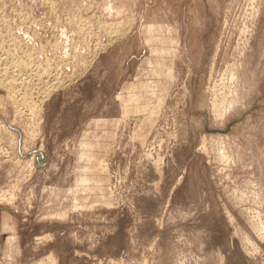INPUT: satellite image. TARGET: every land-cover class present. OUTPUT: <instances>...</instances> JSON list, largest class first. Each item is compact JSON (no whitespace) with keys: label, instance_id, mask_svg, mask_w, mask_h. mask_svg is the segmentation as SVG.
<instances>
[{"label":"rangeland","instance_id":"rangeland-1","mask_svg":"<svg viewBox=\"0 0 264 264\" xmlns=\"http://www.w3.org/2000/svg\"><path fill=\"white\" fill-rule=\"evenodd\" d=\"M0 79V264H264V0H0Z\"/></svg>","mask_w":264,"mask_h":264},{"label":"bare ground","instance_id":"bare-ground-1","mask_svg":"<svg viewBox=\"0 0 264 264\" xmlns=\"http://www.w3.org/2000/svg\"><path fill=\"white\" fill-rule=\"evenodd\" d=\"M13 56V55H12ZM2 57V56H1ZM18 60V59H17ZM14 61V60H13ZM10 64V63H9ZM16 64V63H15ZM11 65V64H10ZM17 65V64H16ZM15 65V66H16ZM12 66V65H11ZM22 66V65H21ZM17 72V71H16ZM20 73V72H19ZM27 73V72H26ZM30 76V75H29ZM16 77V76H15ZM12 78V77H11ZM29 79V78H28ZM38 79V78H37ZM1 80V82H2V79H0ZM17 81V80H16ZM37 90V89H36ZM9 93H11V92H9ZM20 95H22V94H20ZM21 97V96H20ZM16 99V98H15ZM27 99V98H26ZM46 99V98H45ZM17 102V101H16ZM19 105V104H18ZM19 112V111H18ZM81 186V185H80ZM79 206V205H78Z\"/></svg>","mask_w":264,"mask_h":264}]
</instances>
